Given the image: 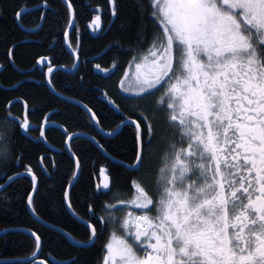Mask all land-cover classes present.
I'll return each mask as SVG.
<instances>
[{"label": "snow or ice", "instance_id": "6c2138e0", "mask_svg": "<svg viewBox=\"0 0 264 264\" xmlns=\"http://www.w3.org/2000/svg\"><path fill=\"white\" fill-rule=\"evenodd\" d=\"M137 3L136 43L122 49L130 59L126 66L113 59L106 71V79L120 73L116 89L121 103L101 92L111 105L115 127L105 131L96 112L79 101L71 102L87 113L97 134L118 139L125 129H132L131 157L120 152V145L113 149L130 163L108 156V148L96 136L88 139L108 159L139 177L131 181L130 195L116 192L111 202L100 204L103 215L86 204L88 219L77 214L68 189L62 188L61 202L83 221L85 238L63 235L87 250L107 232L99 264H264V0ZM65 5L72 18V0H65ZM43 7L47 9V0ZM28 11L21 7L14 19L22 22ZM109 11L118 17V0H109ZM93 22L98 28V14ZM72 28L78 37L75 24ZM78 53L83 50L72 49L74 60ZM8 57L15 63L11 50ZM44 66L53 73L50 63ZM95 67L100 69L98 64ZM16 103H23L25 109L19 116L13 112ZM33 131L40 135L32 137ZM17 134L45 139L43 125L30 124L22 98L6 102L0 116V173L7 182L0 183V205L9 203L4 195L8 188L27 177L30 191L22 199L45 223L34 200V195L40 197L38 178L23 163L26 157L14 143ZM64 134L72 139L67 130ZM73 159L75 168H80L75 153ZM16 167L23 171L9 175ZM103 188L107 191L94 192L92 198L112 192L108 183ZM28 232L33 239L31 255L0 264H48L41 258V235Z\"/></svg>", "mask_w": 264, "mask_h": 264}, {"label": "trees", "instance_id": "16d2710c", "mask_svg": "<svg viewBox=\"0 0 264 264\" xmlns=\"http://www.w3.org/2000/svg\"><path fill=\"white\" fill-rule=\"evenodd\" d=\"M44 3L45 0H0V116L5 114L6 102L22 98V101L27 103L28 120L34 128L44 125L48 117L49 122L59 126L48 127L45 133L46 141L57 150L56 153L51 152L41 140H34L23 134H17L14 143L18 151L26 157L24 165L30 167L38 178L40 197L36 199L34 196V200L41 219L53 227L71 233L75 239H84L83 224L72 218L60 199L62 188L68 189L77 172L74 160L65 148L68 137L65 136L64 130H67L68 136L76 133L96 136V139L108 148L111 157L126 163L131 161L123 154L118 155L113 149L120 145V152L131 157L133 136L131 128L125 129L118 139L97 134L98 131L90 127L87 113L68 100L79 101L96 112L102 118L105 131L115 127L109 114L111 105L103 100L101 92H106L109 98L121 103L116 89L120 73L117 72L115 76L106 79V71L111 70L113 59L118 60L122 66H126V61L130 59L122 49L132 47L136 43L138 3L137 0H118L120 12L113 21L109 0H72L75 26L79 35L74 36L72 31L69 40L71 50L65 44L71 18L61 0H47L46 10L42 8L22 16L20 23L25 29L37 28L36 25H40L44 20L38 33L25 32L14 19V13L21 7L29 10L43 6ZM97 14L100 16L98 28L93 22V17ZM148 23L150 27H154ZM101 29L102 32L99 33ZM117 44L119 48L115 47ZM13 45L17 47L13 48ZM74 48L83 50L82 55L78 53L81 63L77 71L71 68V65L76 63L72 55ZM109 48L111 50L105 54V50ZM9 50L12 51L15 63L9 62ZM41 59H46L53 68H60L50 75L51 84L55 91L67 100L50 92L47 85V68H37ZM97 64L100 65L99 70L95 67ZM24 111L22 103L15 104V115L19 116ZM118 122L117 120L116 123ZM31 135L36 137L40 133L33 131ZM70 148L76 158L81 159V175L70 194L72 205L80 217L88 219L85 214L86 204H91L96 213L102 215L100 204L104 201L111 202L113 193L131 194V181L139 177L138 173H131L112 163L83 137L74 138ZM81 153L86 155L81 157ZM17 171L23 169L16 167L8 174L13 175ZM102 174L110 179L112 192L108 195H97L93 199L94 192L100 193L97 188L101 183ZM0 183H7L2 173ZM26 191H30L27 177L14 183L4 194L9 197V203L7 206L0 205V233H4L0 236V262L31 255L32 237L15 231L31 229L41 235L44 241L41 258L48 264H55L52 259L59 262L80 259L81 264H98L101 254L100 237L95 245L87 250L75 247L62 234L33 219L26 200L22 199Z\"/></svg>", "mask_w": 264, "mask_h": 264}, {"label": "water", "instance_id": "95a60500", "mask_svg": "<svg viewBox=\"0 0 264 264\" xmlns=\"http://www.w3.org/2000/svg\"><path fill=\"white\" fill-rule=\"evenodd\" d=\"M61 1L65 4V0H61ZM42 8H44V7H43V6H40V7H37V8L29 9V11L23 13L22 16L25 15V14H27V13H30V12H35V11L41 10ZM73 11H74V9H73ZM114 19H115V17L113 18V21H114ZM17 22H18V24L20 25V27H21L25 32L33 33V34H34V33H38V32L42 29L43 24H44V20H42V22H41L39 28H36V29H25V28L21 25V23H20L19 21H17ZM75 22H76V20H75V12H74V16L71 18V26H70V29H69V31L67 32L66 36H65V44H66V46L68 47V49H70V50H71V47H70V45H69V40H70V35H71L72 31H73L72 24H75ZM100 32H102V29L99 31V33H100ZM45 63H49V62H48L46 59H41V60L38 62V64H37V68L40 69V70H43V69L45 68V66H44ZM76 63L78 64V68H79V67H80V63H81L79 57H78V60H76ZM78 68L75 69L74 71H77ZM59 69H60V68H53V72H54V71H57V70H59ZM50 75H51V74H48V75H47V85H48V88H49L50 92H51L52 94L56 95L57 97L61 98V99H65V97L61 96L59 93H57V92L55 91V89L53 88L52 84L49 85L48 80L50 79ZM65 100H67V99H65ZM68 101L71 102V101H73V100L69 99ZM22 102H23V101H22ZM71 103H72V102H71ZM22 104H23V103H22ZM72 104H74V103H72ZM74 105L79 106V104H74ZM48 127H59V126L56 125V124H54V123L49 122V117H48V118L45 120L44 125H43L44 137H45L46 129H47ZM62 129H63V128H62ZM97 131H99V130L97 129ZM76 134H79V137H83V138H85V139H87V140L89 141L88 137H89L90 135L83 134V133H82V134H81V133H76ZM101 134H104V133H101ZM23 136L28 137L26 134H23ZM70 136L72 137V139H71V140L67 139L65 148H66L67 152H68V153L72 156V158H73V153H72L71 151H69V148H70V143H71V141H72L74 138H76V136H75L74 134H73V135H70ZM41 141L47 146V148H48L51 152H54V153L57 152V150H56L53 146H51V145L46 141V138H45L44 140H41ZM45 141H46V142H45ZM99 151H100V150H99ZM100 152H101V151H100ZM101 153L105 156V154H104L103 152H101ZM108 156H110V155L108 154ZM105 157H106V156H105ZM106 158H107V157H106ZM107 159H108V158H107ZM73 160H74V159H73ZM108 160L111 161L112 163L118 165V164L115 163L113 160H110V159H108ZM115 160H116V159H115ZM80 175H81V167H80V168H77V172H76L75 178H74L73 182H72L70 185H72V184L75 185V184L77 183L78 179L80 178ZM105 183H108V181H107V178L104 177V174H102V180H101V183L98 185L97 191H99V192H101L102 190H103V191H106V190L103 188V186H104ZM37 185H38V180H37ZM70 185H69V186H70ZM71 190H72V188L68 187L69 198H70ZM34 196H35V195H34ZM28 210H29V213L31 214V216L33 217V219H34L35 221H37L38 223H40V224H42V225H44V226H46V227H48V228H50V229H52V230H55V231L59 232V233L62 234V235L64 234L65 231L62 230V229H59V228H56V227H53V226L49 227V224H47L46 222H45V223H41L40 221H38V220L36 219V217H35L34 215H32V212H31V210H30L29 208H28ZM68 212L70 213V215L72 216V218H74L77 222L83 224V221H82V220H78L77 217L74 216V215L72 214V212H70V211H68ZM12 231H14V230H12ZM15 231L24 232V233H26V234L29 235L28 230H15ZM3 234H4V233H0V236H2ZM63 236H64V235H63ZM65 238H66V237H65ZM70 243H71V242H70ZM75 247H76V246H75ZM56 261H57V260L52 259V262H56ZM60 264H67V262H60Z\"/></svg>", "mask_w": 264, "mask_h": 264}, {"label": "flooded vegetation", "instance_id": "af4514ba", "mask_svg": "<svg viewBox=\"0 0 264 264\" xmlns=\"http://www.w3.org/2000/svg\"><path fill=\"white\" fill-rule=\"evenodd\" d=\"M104 177H106L105 175H104ZM107 178V177H106ZM107 181H108V185H109V187L111 186V181H110V179H108L107 178ZM107 191V190H106ZM103 215V214H102ZM107 235H108V233L107 232H102L101 234H100V243H101V245H100V248H101V254H100V258H99V261H100V259H101V257H102V254H103V245H104V243L106 242V239H107ZM97 242V241H96ZM91 248V247H90ZM99 264V263H98Z\"/></svg>", "mask_w": 264, "mask_h": 264}, {"label": "bare ground", "instance_id": "6f19581e", "mask_svg": "<svg viewBox=\"0 0 264 264\" xmlns=\"http://www.w3.org/2000/svg\"><path fill=\"white\" fill-rule=\"evenodd\" d=\"M33 29H36V28H33ZM19 168V167H18Z\"/></svg>", "mask_w": 264, "mask_h": 264}]
</instances>
